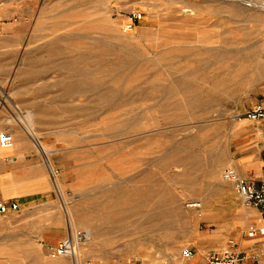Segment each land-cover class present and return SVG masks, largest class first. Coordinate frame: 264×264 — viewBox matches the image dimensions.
I'll list each match as a JSON object with an SVG mask.
<instances>
[{"label": "rangeland", "instance_id": "374dc122", "mask_svg": "<svg viewBox=\"0 0 264 264\" xmlns=\"http://www.w3.org/2000/svg\"><path fill=\"white\" fill-rule=\"evenodd\" d=\"M258 103L264 0H0V131L49 146L30 173L51 214L0 264H198L186 245L243 227L223 172L243 173L235 115ZM75 228L92 234L57 254Z\"/></svg>", "mask_w": 264, "mask_h": 264}, {"label": "crops", "instance_id": "0c3cea01", "mask_svg": "<svg viewBox=\"0 0 264 264\" xmlns=\"http://www.w3.org/2000/svg\"><path fill=\"white\" fill-rule=\"evenodd\" d=\"M236 120L250 126L248 131L243 132L245 141L239 149L242 172L261 180L264 178V118ZM34 142L30 137L24 140L18 139L11 149L0 150V201L16 200L19 202L17 209L10 208L6 212L0 211V251L16 249L14 245L20 243L21 240H35L38 235L43 237L46 230L50 228L51 214L34 210L43 201L42 193L48 189L47 179L33 176L30 173L34 167L40 169L44 159L43 151L37 148ZM234 203H236L235 206L242 208L239 211L243 213L239 216L242 217L240 221H243V227L234 237L235 232L224 231L212 225L211 234L216 237L210 239L211 243L206 248H194L196 253L193 258L198 259V264H203L208 250H219L229 246L238 250H248L256 241H264V234H261V232L264 233V205L247 207L237 194H235ZM209 214L206 213V215ZM251 219L256 220L262 227L255 237L247 232L245 226ZM208 220L212 221L211 218ZM2 257L7 260L6 254ZM238 264H253V260L243 258Z\"/></svg>", "mask_w": 264, "mask_h": 264}, {"label": "built area", "instance_id": "2783aa9c", "mask_svg": "<svg viewBox=\"0 0 264 264\" xmlns=\"http://www.w3.org/2000/svg\"><path fill=\"white\" fill-rule=\"evenodd\" d=\"M142 17V12L134 10L131 13L133 23ZM236 119L249 118L258 120L264 118V104L258 103L253 107L238 112L235 115ZM14 142V135L9 130L0 131V145L11 146ZM223 178L232 182L235 191L247 207H261L264 205V178L257 180L247 176L239 171L237 167L230 166L223 172ZM189 206H201V200H190ZM19 202L11 200L10 202L0 201V211L6 212L10 208L17 209ZM87 238V231L83 228H75L70 233L59 240L56 246V252L59 255H73L76 251L78 243L83 242ZM195 249L191 245H186L183 248V255L190 259L195 256ZM243 258H252L253 264H264V246L251 247L248 250H238L232 246L219 250H208L205 254L203 264H238Z\"/></svg>", "mask_w": 264, "mask_h": 264}, {"label": "bare ground", "instance_id": "6f19581e", "mask_svg": "<svg viewBox=\"0 0 264 264\" xmlns=\"http://www.w3.org/2000/svg\"><path fill=\"white\" fill-rule=\"evenodd\" d=\"M128 27H132V25L130 24V23H128ZM66 28V27H65ZM168 30H171V29H169V28H167ZM164 30V27H161L160 28V31H163ZM10 131V130H9ZM12 133H13V135H14V142H13V144L11 145V146H7V147H5V146H1L0 145V150H2V149H11L13 146H15V144L17 143V141H18V135H17V130H16V128H12ZM37 137H38V135H37ZM39 147L42 149V151H43V153L45 152V154L46 155H48L49 154V152H50V148H49V146L48 145H46L45 143H40L39 142ZM75 223V222H74ZM88 228V227H87ZM91 230V229H90ZM89 230V231H90ZM89 231H87L88 232V236H87V238H90V236H91V234L92 233H89ZM76 251L77 252H80L81 251V249H80V243H78L77 244V246H76ZM82 253V252H81Z\"/></svg>", "mask_w": 264, "mask_h": 264}]
</instances>
